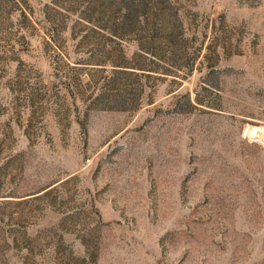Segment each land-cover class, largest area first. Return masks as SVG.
Here are the masks:
<instances>
[{
  "label": "rangeland",
  "instance_id": "374dc122",
  "mask_svg": "<svg viewBox=\"0 0 264 264\" xmlns=\"http://www.w3.org/2000/svg\"><path fill=\"white\" fill-rule=\"evenodd\" d=\"M263 130L264 0H0V264H264Z\"/></svg>",
  "mask_w": 264,
  "mask_h": 264
},
{
  "label": "bare ground",
  "instance_id": "6f19581e",
  "mask_svg": "<svg viewBox=\"0 0 264 264\" xmlns=\"http://www.w3.org/2000/svg\"><path fill=\"white\" fill-rule=\"evenodd\" d=\"M254 133V131H252ZM263 133H264V130H263Z\"/></svg>",
  "mask_w": 264,
  "mask_h": 264
},
{
  "label": "trees",
  "instance_id": "16d2710c",
  "mask_svg": "<svg viewBox=\"0 0 264 264\" xmlns=\"http://www.w3.org/2000/svg\"><path fill=\"white\" fill-rule=\"evenodd\" d=\"M130 7V6H129ZM129 10H130V8H129Z\"/></svg>",
  "mask_w": 264,
  "mask_h": 264
}]
</instances>
